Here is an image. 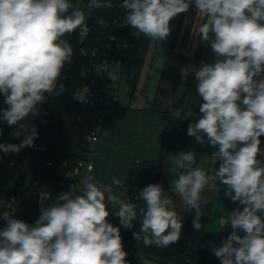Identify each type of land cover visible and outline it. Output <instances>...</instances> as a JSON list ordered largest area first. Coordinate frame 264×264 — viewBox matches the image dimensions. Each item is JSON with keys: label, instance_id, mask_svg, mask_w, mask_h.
I'll return each instance as SVG.
<instances>
[{"label": "clouds", "instance_id": "clouds-1", "mask_svg": "<svg viewBox=\"0 0 264 264\" xmlns=\"http://www.w3.org/2000/svg\"><path fill=\"white\" fill-rule=\"evenodd\" d=\"M194 4L206 20L197 33L210 43L214 63H201L195 70V86L203 103L201 116L190 123L188 136L217 150L218 170L208 174L196 165L194 151L179 152L173 159L184 171L172 181V190L183 204L195 210L193 228L199 232L202 193L215 189L219 181L225 195L239 202L230 215L221 217V229L233 231L214 255L221 264H264V156L260 137L264 135V0H122L126 25L152 42L170 34V21ZM97 7L101 6L97 0ZM70 9L71 12L69 11ZM99 23L107 27V22ZM86 30L85 15L69 0H0V94L8 106L0 119L16 126L12 135L20 137L27 125L19 124L52 93L73 49L62 39L76 29ZM182 81L189 69L181 70ZM183 88H181V92ZM190 117L189 109L182 117ZM2 134V133H0ZM35 127L20 144H0L4 153H18L34 146ZM82 194L70 191L58 195L59 203L40 209L35 224L3 214L7 226L0 229V264H128L120 227L108 221V204L124 228L131 229L137 219L136 204L113 194L110 186L100 185L92 176L82 181ZM112 184L124 187L116 177ZM138 197L146 202L141 209L140 230L135 241L145 246L167 248L178 243L183 220L173 199L160 184H149ZM51 198L41 193V200ZM243 235H240V233Z\"/></svg>", "mask_w": 264, "mask_h": 264}, {"label": "trees", "instance_id": "trees-1", "mask_svg": "<svg viewBox=\"0 0 264 264\" xmlns=\"http://www.w3.org/2000/svg\"><path fill=\"white\" fill-rule=\"evenodd\" d=\"M77 1L79 0H69L70 3ZM80 1L82 5L80 10L84 15L86 9L89 10L88 17H85V23L88 24L90 33L88 36L82 37L78 28L62 37L70 43L73 49L72 59L70 63L64 65L60 78L56 82L60 93L52 92L50 94L41 113L32 124L31 129L35 127L38 136L34 139V146L27 147L23 157L24 165H29L32 170V179L29 184H26L25 177L20 176L15 187L8 191L3 211L0 214V229L7 226V221L3 217L5 212L16 219L34 225L41 214L40 209L55 204L53 200L40 201L37 197L38 187L45 183L56 195L61 194L72 180L70 174L76 162L80 159L89 161L92 144L87 142V136L93 126L95 111L78 103L74 96L87 82L84 72L91 67L92 59L95 60V52H98L97 59H101L110 48H113L110 38L116 37L120 42H129L135 45L131 52L136 55L137 64L141 65L152 43L135 28L120 26V23L126 19V10L121 6L122 0H100L103 5L99 7L91 6L90 1L92 0ZM100 20L106 21L107 27L102 26L99 23ZM137 79L138 77L135 80ZM153 107L162 115L163 149L178 153L194 151L188 147L189 117H184L185 111L182 107L177 110H183L181 115L184 118H176L173 113L177 110L165 108L161 101H155ZM260 140V147L263 149L264 135L260 137ZM257 158L263 160V156ZM218 167L219 161L214 165V173ZM149 184H160L162 188L166 187V178L162 172L161 163L147 161L143 164L140 172L130 173L122 191H120L121 193L125 189L127 190L122 198L145 208L146 202L138 197V193ZM216 184L223 186L219 181ZM12 199H15V202ZM240 210H243V206ZM109 211L111 213L109 217L114 219L115 211L111 207ZM212 211V203L201 204L203 227L199 232L193 228L195 210L177 211L183 220L181 238L178 243L171 244L165 249L174 251L195 264H221L214 252H208L202 245ZM141 221L142 214L138 213L131 229L122 226L120 228L122 240H134L133 232L140 230ZM232 231L230 226L224 232L221 246ZM240 235L243 233L241 232ZM125 259L130 264H145L144 261H146L142 258Z\"/></svg>", "mask_w": 264, "mask_h": 264}, {"label": "crops", "instance_id": "crops-1", "mask_svg": "<svg viewBox=\"0 0 264 264\" xmlns=\"http://www.w3.org/2000/svg\"><path fill=\"white\" fill-rule=\"evenodd\" d=\"M205 20L206 17L196 10L194 4L187 12L173 18L170 21L171 34L162 41L153 42L155 49L160 52L159 60H162V63H159V76L152 87L154 90L152 96H146L144 91L146 99L142 96L141 100L132 99L122 103L119 99L117 108L107 114L99 141L91 145L89 162L94 166L92 176L95 182L110 186L113 194L122 191V188L112 184L113 177L125 183L128 175L140 172L147 161L161 163L164 176L165 173L168 176L178 172L179 175L184 171L177 169L174 164L173 157L178 152L163 149L162 115L153 105L155 101H161L165 108L177 110L182 107L185 112L191 109L193 115L189 117V124L196 122L201 116L199 105L203 101L196 90L195 70L199 69L201 63H214L216 60L210 43L204 42L201 35L197 33L199 25ZM182 69H189V74L183 81ZM122 74L123 72L119 76ZM181 88H183L182 92ZM118 92H120L119 88ZM49 96V93H45V99L37 105L38 111L35 115L30 114L25 120L19 122V124L27 125L20 137L12 135L19 125L9 126L7 122L0 119V133H2L0 144H20L29 134L33 122ZM4 99L5 97L0 94V110L8 107ZM187 143L188 147L195 152L215 148L208 142L201 144L191 136H188ZM26 150L27 147L22 148L18 153H4L0 150V166L23 158ZM212 159L217 158L212 156ZM163 190L173 199L176 211L184 212L189 209L172 188L168 189L167 179ZM210 191L211 189L206 188L202 193V203H212L206 198V192ZM230 202L231 199L228 197V203Z\"/></svg>", "mask_w": 264, "mask_h": 264}, {"label": "rangeland", "instance_id": "rangeland-1", "mask_svg": "<svg viewBox=\"0 0 264 264\" xmlns=\"http://www.w3.org/2000/svg\"><path fill=\"white\" fill-rule=\"evenodd\" d=\"M90 5H92V1H90ZM73 8L81 9V1L72 2ZM72 9H70L71 12ZM89 15V10L86 9L85 17L87 18ZM159 50L155 49L153 42L150 45L147 53L144 56L143 63L137 64V57L131 51L126 54V59L124 62V66H115L112 68L114 74L123 72L122 76H119V73L116 75V78L113 81V86H116L120 89L119 99L122 102L130 101V100H141L142 96L146 99V96H152L154 93L153 86L155 81L159 76V63H162V60H159ZM157 55V56H156ZM138 77L137 80H135ZM146 96L144 95V92ZM54 93H60V89L57 85H54ZM51 93H49L50 95ZM145 96V97H144ZM43 108V107H42ZM40 112L39 114L41 113ZM208 142L207 137H204V143ZM217 149L202 150L196 153V165L203 168L208 174H214V163L218 159H212V153ZM264 150V144L263 149ZM264 160V156H263ZM16 164V168L10 167V163L4 164L0 166V214L3 211L4 204L6 202L7 194L10 189L15 187V184L20 176L25 177L26 184H29L32 179V170L29 165H24L23 158L13 160ZM165 173V172H164ZM169 176V177H168ZM167 176L165 173V177L167 179L168 189L172 188V181L178 179V172L176 174L171 173ZM207 188V187H206ZM205 188V189H206ZM118 192L117 194H119ZM206 198L209 202L213 203V211L209 221L208 229L206 235L202 239V245L208 252H214L215 248L221 246V243L224 238V229H221L219 224V219L221 217L227 218L228 215L232 213V211L236 208H240L239 202H233L231 200L228 203V196L225 195V186H216L215 189H211L210 192H206ZM13 207L14 204L12 203ZM111 205H109V208ZM112 208V207H111ZM114 211L118 210L113 209ZM108 221L111 223L112 221H116L120 223L118 217H108ZM145 264H159L149 260L144 261ZM128 264H130L128 262Z\"/></svg>", "mask_w": 264, "mask_h": 264}, {"label": "built area", "instance_id": "built-area-1", "mask_svg": "<svg viewBox=\"0 0 264 264\" xmlns=\"http://www.w3.org/2000/svg\"><path fill=\"white\" fill-rule=\"evenodd\" d=\"M99 3L103 5V2L100 0ZM96 4L97 0H92L91 6L97 7ZM120 26L124 28L131 27L129 25H126V19L120 23ZM79 31L82 37H86L90 33V28L86 23V30L79 28ZM110 42L113 44V48H110L109 51L106 52L101 59H97L98 52H95V60L92 59L91 67L88 71L84 72V75L87 78V82L82 87V89L74 96V99L78 103L88 106L95 111L93 126L87 136V142L89 144H93L99 141L102 133L100 131L101 129L103 131V124L107 114L110 111L115 110L119 103L118 88L116 86H113V81L119 72L114 74L112 68L115 66L123 67L126 59V54L135 48V45L133 43L120 42L116 37H111ZM10 166L12 168H16L17 164L15 162H11ZM93 171L94 166L89 161H85L82 159L78 160L73 171L70 174L72 180L69 186L64 189L62 193L70 191L72 195L82 194V181L85 177L92 176ZM42 192L51 194L50 199L46 198L43 200H53L55 201V203L60 202L58 200V195H56L54 191L45 183L41 184L37 189V197L40 201H42ZM0 197H2L1 194ZM12 201L15 202V199H12ZM136 206L137 214H142L141 209L143 207L138 204H136ZM111 224L120 228L123 226L121 225V223L116 221H112ZM230 226V224L226 225L223 229L226 231Z\"/></svg>", "mask_w": 264, "mask_h": 264}, {"label": "water", "instance_id": "water-1", "mask_svg": "<svg viewBox=\"0 0 264 264\" xmlns=\"http://www.w3.org/2000/svg\"><path fill=\"white\" fill-rule=\"evenodd\" d=\"M126 258H142L159 264H195L184 256L158 246H145L142 241L122 240Z\"/></svg>", "mask_w": 264, "mask_h": 264}]
</instances>
